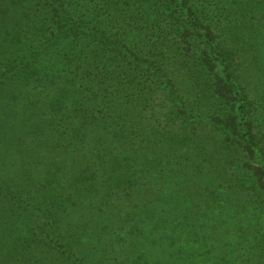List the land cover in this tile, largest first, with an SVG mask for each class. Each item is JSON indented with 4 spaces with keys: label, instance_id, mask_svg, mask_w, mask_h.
<instances>
[{
    "label": "trees",
    "instance_id": "obj_1",
    "mask_svg": "<svg viewBox=\"0 0 264 264\" xmlns=\"http://www.w3.org/2000/svg\"><path fill=\"white\" fill-rule=\"evenodd\" d=\"M0 264H264V0H0Z\"/></svg>",
    "mask_w": 264,
    "mask_h": 264
}]
</instances>
